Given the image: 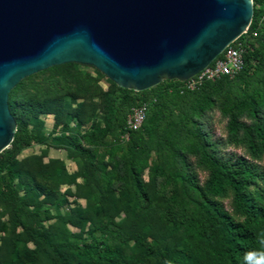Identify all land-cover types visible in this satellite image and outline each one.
Masks as SVG:
<instances>
[{"label":"trees","instance_id":"obj_1","mask_svg":"<svg viewBox=\"0 0 264 264\" xmlns=\"http://www.w3.org/2000/svg\"><path fill=\"white\" fill-rule=\"evenodd\" d=\"M236 40L244 46L243 66L231 77L205 80L193 89L175 79H163L140 91L110 82L102 93L104 123L126 138L118 157L114 150L108 151V168L95 158L94 148L69 134L60 132L55 137L83 159L82 168L94 173L96 189L109 198L110 207L96 211H122L128 221L125 226L112 219L109 227L90 222L89 239L69 233L53 241L50 231L36 219L27 225L31 213L36 214L22 204L13 178L18 186L31 189L27 172L14 166L16 156L34 136L16 122L9 146L0 152V197L10 203L11 225L28 229L33 238L48 246L58 264H264V166L258 163L264 158V0H252L248 30ZM20 84L19 80L7 95L13 117L22 107L14 97ZM140 103L146 105L144 118L137 129L128 130L126 116ZM34 104L27 109L39 114H55L61 107L59 98ZM213 106L227 118L226 140L244 146L247 156L225 153L223 139L212 138L205 114ZM242 115L253 122H245ZM71 120L79 122L77 112ZM151 151L159 153L158 164H151ZM145 169L147 181L142 177ZM199 171L204 172L201 180ZM116 190L119 196L111 201ZM155 198L162 200V208L155 205ZM80 213L77 208L78 217ZM157 222L162 227L159 234L147 236L141 231L144 227L153 231ZM97 231L101 238L92 236ZM28 252L21 247L15 253V264H34Z\"/></svg>","mask_w":264,"mask_h":264},{"label":"water","instance_id":"obj_2","mask_svg":"<svg viewBox=\"0 0 264 264\" xmlns=\"http://www.w3.org/2000/svg\"><path fill=\"white\" fill-rule=\"evenodd\" d=\"M252 0H0V152L15 122L9 90L73 62L140 91L183 81L247 31Z\"/></svg>","mask_w":264,"mask_h":264},{"label":"rangeland","instance_id":"obj_3","mask_svg":"<svg viewBox=\"0 0 264 264\" xmlns=\"http://www.w3.org/2000/svg\"><path fill=\"white\" fill-rule=\"evenodd\" d=\"M20 82L14 97L16 103L22 107L15 110L12 117L15 124L20 122L34 136L31 144L16 156L14 166L19 172H27L28 182L31 184V189L28 190L25 185L18 186L13 178V188L18 192L22 204L36 214L34 217L31 213L26 224L36 219L50 231L53 241H61L69 233H80L82 239H89L91 235L87 232V226L90 222H99L109 227L112 219L115 223L127 225L126 215L122 211H96L98 207H110L109 198L96 189L95 175L84 171L83 159L69 144L55 138L60 132L69 134L84 146L94 148L95 158L106 162L104 168H108V151L114 150V156L118 157L124 150L126 138L125 133L106 127L104 123L102 93L109 89L112 81L93 66L74 63L54 69L47 67L21 78ZM83 90L84 94L80 95ZM45 98H59L61 107L56 109L55 114L29 111V107L32 108L34 103ZM76 112L79 120L77 124L71 120ZM205 116L210 121L212 138L223 139L222 150L225 153L247 156L244 146L233 145L226 140L227 118L218 106L207 110ZM240 118L247 123L253 122L246 115ZM64 123L66 127L62 128ZM159 158L157 151L150 152L151 164H158ZM258 163L264 166V158ZM94 164L97 161L94 160ZM68 176H73V179L68 180ZM142 177L147 181V169L143 171ZM198 177L201 180L204 172L199 171ZM153 189L150 188L151 193L155 192ZM118 196L116 190L111 195V201H116ZM155 205L162 208V200L155 198ZM224 205L228 207V201ZM10 207L9 201L0 197V264H15V253L21 247L29 251L28 255L34 264H58L48 246L33 238L28 229L11 225ZM77 208L81 210L82 218L76 215ZM156 226L153 231L147 227L141 228V231L147 236L151 232L157 235L162 227L160 222ZM92 236L101 238L98 231Z\"/></svg>","mask_w":264,"mask_h":264},{"label":"built area","instance_id":"obj_4","mask_svg":"<svg viewBox=\"0 0 264 264\" xmlns=\"http://www.w3.org/2000/svg\"><path fill=\"white\" fill-rule=\"evenodd\" d=\"M246 32L247 31L243 33ZM243 51V43L235 38L228 45H226L221 53L207 66L194 74L192 77L183 80V87L186 89H193L205 80H214L222 75L229 77L233 76L243 66ZM145 106V103H140L131 108L130 112L126 116V129L134 130L140 126L144 118Z\"/></svg>","mask_w":264,"mask_h":264}]
</instances>
